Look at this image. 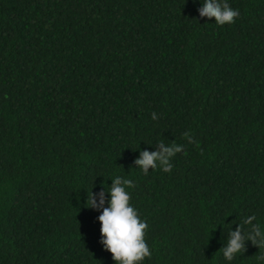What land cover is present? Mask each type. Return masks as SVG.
Masks as SVG:
<instances>
[{
	"label": "trees",
	"instance_id": "16d2710c",
	"mask_svg": "<svg viewBox=\"0 0 264 264\" xmlns=\"http://www.w3.org/2000/svg\"><path fill=\"white\" fill-rule=\"evenodd\" d=\"M227 3L219 25L202 0H0V264H119L117 176L148 225L136 264H264L222 249L248 216L264 232V0ZM160 141L183 150L145 175Z\"/></svg>",
	"mask_w": 264,
	"mask_h": 264
},
{
	"label": "clouds",
	"instance_id": "9594fccd",
	"mask_svg": "<svg viewBox=\"0 0 264 264\" xmlns=\"http://www.w3.org/2000/svg\"><path fill=\"white\" fill-rule=\"evenodd\" d=\"M200 17L215 18V22L219 25L234 22V18L239 16V10H233L227 0H202V6L198 9ZM152 119H158L155 112L152 113ZM184 137L189 143L199 144L194 141L189 133L185 132ZM159 149L156 152L141 151L140 157L135 164L142 169L145 175L148 174L149 168L156 169L161 167L164 172H170L173 165L170 158L176 153L183 150L182 145L172 143L166 145L163 141L158 142ZM103 188L110 193L108 207L103 209L99 216L101 222V233L103 235V244L109 250L113 259L119 264H136L137 261H143L145 257H150L151 253L145 242V229L148 227L143 222L137 210L129 204L130 196L126 192V187H135L130 179H122L117 176L113 179L110 188ZM79 195L77 199L79 200ZM99 204L95 199L92 190L87 191L85 206L87 207H103L105 203L104 191L99 193ZM256 220L255 215L248 216L244 219L243 224H239L235 231L229 230V239L226 247H223V256L231 261L234 254L244 253L246 251L245 241H251L253 245L259 249L264 248V232L261 231L259 224L253 223ZM243 225H249L245 229ZM259 261H264V253L257 256Z\"/></svg>",
	"mask_w": 264,
	"mask_h": 264
}]
</instances>
